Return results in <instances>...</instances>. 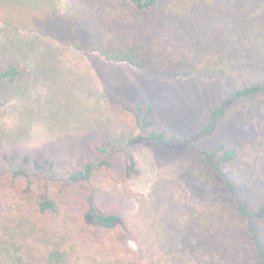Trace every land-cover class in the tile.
<instances>
[{
  "label": "trees",
  "instance_id": "16d2710c",
  "mask_svg": "<svg viewBox=\"0 0 264 264\" xmlns=\"http://www.w3.org/2000/svg\"><path fill=\"white\" fill-rule=\"evenodd\" d=\"M0 25L129 63L153 79L218 80L221 97L198 130L202 137L218 130V141L190 149L195 180L227 202L202 207L159 181L150 195L133 194L138 209L129 218L94 197L82 218L103 231L116 228L122 254L113 264H264V162L250 160L264 154V0H0ZM14 59L1 58L0 82L22 75ZM138 126L130 143L180 142L165 130L144 134L151 122ZM96 166L63 171V180L89 183ZM59 197L35 172L0 175V264H107L83 250L81 232L53 222Z\"/></svg>",
  "mask_w": 264,
  "mask_h": 264
},
{
  "label": "rangeland",
  "instance_id": "374dc122",
  "mask_svg": "<svg viewBox=\"0 0 264 264\" xmlns=\"http://www.w3.org/2000/svg\"><path fill=\"white\" fill-rule=\"evenodd\" d=\"M4 56L17 57L22 75L13 82H0V175L9 178L17 169L35 172L49 194L59 193L61 215L53 222L81 232L78 241L84 251L107 264L122 254L116 228L103 231L82 218L91 197L100 205L121 209L127 218L138 209L133 194L148 196L159 181L202 207L227 202L224 194H209L195 180L197 159L190 149L218 141V130L211 137L198 136L221 97L218 80L153 79L129 63L108 61L97 53L62 47L51 38L0 25V60ZM149 106L153 110L148 113ZM145 121L151 126L144 134L165 130L180 142L130 143L140 133L138 123ZM250 160L260 165L264 154L255 151ZM86 162L97 165L89 183L63 180V171ZM129 165L139 173L125 175ZM29 209L35 213L34 207Z\"/></svg>",
  "mask_w": 264,
  "mask_h": 264
}]
</instances>
